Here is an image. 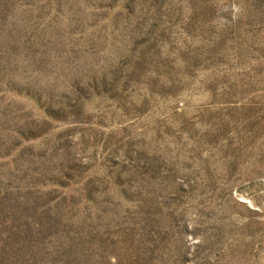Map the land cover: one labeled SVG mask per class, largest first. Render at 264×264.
<instances>
[{
  "label": "rangeland",
  "instance_id": "rangeland-1",
  "mask_svg": "<svg viewBox=\"0 0 264 264\" xmlns=\"http://www.w3.org/2000/svg\"><path fill=\"white\" fill-rule=\"evenodd\" d=\"M0 264H264V0H0Z\"/></svg>",
  "mask_w": 264,
  "mask_h": 264
}]
</instances>
